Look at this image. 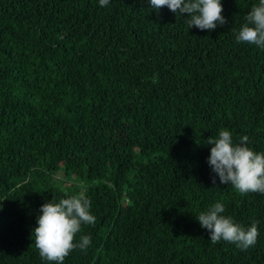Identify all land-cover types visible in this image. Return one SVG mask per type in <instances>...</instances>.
I'll return each mask as SVG.
<instances>
[{
  "label": "trees",
  "instance_id": "16d2710c",
  "mask_svg": "<svg viewBox=\"0 0 264 264\" xmlns=\"http://www.w3.org/2000/svg\"><path fill=\"white\" fill-rule=\"evenodd\" d=\"M221 3L201 31L149 0H0V264H51L40 208L81 192L96 223L64 264H264V194L207 162L222 129L264 152V49L235 39L258 0ZM216 202L254 246L210 242Z\"/></svg>",
  "mask_w": 264,
  "mask_h": 264
},
{
  "label": "clouds",
  "instance_id": "9594fccd",
  "mask_svg": "<svg viewBox=\"0 0 264 264\" xmlns=\"http://www.w3.org/2000/svg\"><path fill=\"white\" fill-rule=\"evenodd\" d=\"M110 0H99V6L105 7ZM150 7L159 12L167 7L177 15L187 14L188 28L201 31H214L228 21L222 15L224 9L221 0H149ZM244 23L236 32L237 43H244L264 49V0H258ZM249 138L243 136L238 143L233 142L232 133L222 129L216 137H209L205 144L210 146L208 164L218 176L221 184L244 195L247 193L264 194V152L257 153L248 147ZM213 184L216 183L213 178ZM37 218V226L32 232L35 248L43 260L51 264H64L66 257L74 250H86L91 244L90 235L77 234L82 225H95L96 217L91 214V201L83 192L62 198L58 202L52 199L45 202ZM222 202L212 204L208 210L196 217L201 228L209 232L212 244L225 241L236 244L246 250L256 244L259 235L256 223L243 227L231 216H226Z\"/></svg>",
  "mask_w": 264,
  "mask_h": 264
}]
</instances>
